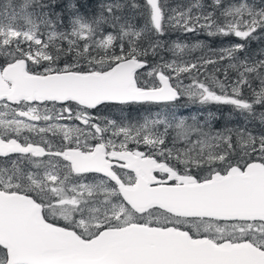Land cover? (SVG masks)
<instances>
[{"label": "snow or ice", "instance_id": "6c2138e0", "mask_svg": "<svg viewBox=\"0 0 264 264\" xmlns=\"http://www.w3.org/2000/svg\"><path fill=\"white\" fill-rule=\"evenodd\" d=\"M81 7L0 10V264H264V0Z\"/></svg>", "mask_w": 264, "mask_h": 264}, {"label": "trees", "instance_id": "16d2710c", "mask_svg": "<svg viewBox=\"0 0 264 264\" xmlns=\"http://www.w3.org/2000/svg\"><path fill=\"white\" fill-rule=\"evenodd\" d=\"M7 1L8 0H0V2ZM13 3H17L18 0H12ZM100 0H80V4L83 5L81 7V11L84 12L85 14H90L94 10L98 9L99 7ZM134 23H136L138 26L143 24V20L137 18L134 20ZM176 31L170 30L168 31L167 34H174ZM191 35V34H189ZM210 41L217 47L221 46V42L223 43H228L227 38H222V37H209ZM232 40H235L236 38L233 37L231 38ZM207 41L208 38H207ZM264 47V41H253L251 44V48L253 50L258 51L260 48ZM202 78V77H201ZM136 109H149V106H131ZM151 110L158 109L155 106H152L150 108ZM173 111H175L176 115L178 117L183 116L186 118H190L192 116H196L200 121H203L208 112H213L215 113L219 119L218 120H213L212 121V127L213 129H222L224 126V123H230L232 126L236 124H242L243 121L242 119L237 115L234 119H228V113L230 111L228 106L220 107L215 104H209V105H200V104H192L186 100H181L178 105H176L173 108ZM190 122V121H189Z\"/></svg>", "mask_w": 264, "mask_h": 264}, {"label": "rangeland", "instance_id": "374dc122", "mask_svg": "<svg viewBox=\"0 0 264 264\" xmlns=\"http://www.w3.org/2000/svg\"><path fill=\"white\" fill-rule=\"evenodd\" d=\"M189 0H168V3L172 6H175L176 4H186L188 3ZM211 0H204V3L205 4H208L210 3ZM8 2L7 1H3V2H0V10H3L4 9V6L7 4ZM15 4V3H13ZM10 11V9H9ZM171 30V29H170ZM207 38L209 41H207ZM163 40L166 41V42H171V41H177V42H181V43H186L188 44L189 46L197 43V41H205L206 43H208L209 45H211L212 47H216L211 41H210V38L207 37L205 34L201 33V34H198V35H189V34H185V33H182V32H179V31H176V33L174 34H166L164 37H163ZM224 44H227V43H224ZM218 47V46H217ZM202 51H206V50H201V49H196L192 52V56L193 57H196V56H200L202 54ZM148 109H136L134 107H129V108H126L124 110L123 113H121L119 110H116V109H112V110H106L104 115H109L111 116L112 118H116V119H119L121 117V115H125L127 116L129 119H138L140 116L146 114V111ZM151 110V109H150ZM157 111H160L163 114H169L173 111V108H167V109H161V108H158V109H154V110H151L152 114L155 115V113ZM208 114V113H207ZM228 125V126H232L230 123H224V126L225 125ZM223 126V127H224ZM222 127V128H223Z\"/></svg>", "mask_w": 264, "mask_h": 264}, {"label": "flooded vegetation", "instance_id": "af4514ba", "mask_svg": "<svg viewBox=\"0 0 264 264\" xmlns=\"http://www.w3.org/2000/svg\"><path fill=\"white\" fill-rule=\"evenodd\" d=\"M203 78V77H202ZM222 78V77H221Z\"/></svg>", "mask_w": 264, "mask_h": 264}]
</instances>
